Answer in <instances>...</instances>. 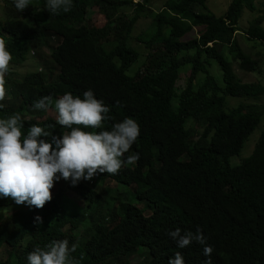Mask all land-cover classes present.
Returning <instances> with one entry per match:
<instances>
[{"label": "trees", "instance_id": "trees-1", "mask_svg": "<svg viewBox=\"0 0 264 264\" xmlns=\"http://www.w3.org/2000/svg\"><path fill=\"white\" fill-rule=\"evenodd\" d=\"M3 1L14 12L0 20L10 63L27 62L28 54L36 67L5 84L8 98L0 101V118L21 117V139L33 125L40 126L51 134L38 139L55 148L53 138L70 129L56 118L23 114L42 115L44 110L33 105L44 96L55 100L71 93L83 99L86 90L110 109V119L102 129L83 130L110 131L132 118L140 133L122 157L126 161L138 153L134 164L125 163L115 175L98 172L91 184L62 179L80 204L70 203L58 186L42 208L26 205L8 213L4 208L16 202L0 196V264H28L30 252L59 240L75 247L70 251L75 264H131L128 256L135 251L140 253L133 264H167L176 243L167 233L176 228L182 234L199 229L213 248L212 264H264V128L250 154L229 164L261 120L264 104L223 108L226 96L257 100L264 94V85L241 82L232 69L233 61L243 71L258 69L234 38L242 10H252L253 0H230L220 15L206 0H165L152 15V31L136 38L146 50L139 65L138 50L128 40L146 0H93L102 6L134 5L126 22L117 18L112 26L99 27L84 23L91 0H72L71 10L59 14L47 10V0H30L23 11L14 0ZM260 21L244 34L264 45ZM39 44L47 47L45 56L32 54L30 48ZM210 61L220 70V83L209 71ZM183 66L187 75L175 92ZM198 74L202 78L195 83ZM82 221L93 229L77 245L75 231ZM182 251L184 264L209 259L195 241Z\"/></svg>", "mask_w": 264, "mask_h": 264}, {"label": "clouds", "instance_id": "clouds-1", "mask_svg": "<svg viewBox=\"0 0 264 264\" xmlns=\"http://www.w3.org/2000/svg\"><path fill=\"white\" fill-rule=\"evenodd\" d=\"M29 3L30 0H14L18 11L26 9ZM46 8L53 14L67 13L72 8V0H47ZM11 60L12 54L0 37V101L7 94L5 76ZM52 104V97L44 96L33 107L46 109ZM54 108L56 122L70 129L61 138H53L55 148L52 143L38 139L42 135L49 136V130L33 125L21 139V117L0 118V196L9 197L17 204L42 208L51 200L50 190L57 179L70 180L75 185L81 180H91L98 172L115 175L125 163L131 165L138 161V153L128 156L126 161L122 159L140 133L134 119L125 118L110 131L83 130L102 129L104 122L110 119L107 115L110 109L95 98L91 90L84 91L83 99L65 93L55 100ZM36 220L42 222L40 217ZM167 234L176 242L167 252V264H184L182 249L193 241L203 245V255L209 257L205 264H212L213 248L206 244V237L199 229L195 234H182L181 229L176 228ZM70 251H75V247L69 249L67 240L54 241L47 250L38 248L30 252L27 261L28 264H75Z\"/></svg>", "mask_w": 264, "mask_h": 264}, {"label": "rangeland", "instance_id": "rangeland-1", "mask_svg": "<svg viewBox=\"0 0 264 264\" xmlns=\"http://www.w3.org/2000/svg\"><path fill=\"white\" fill-rule=\"evenodd\" d=\"M137 1V0H132ZM142 1V0H139ZM165 0H146L143 2L145 4L146 10L140 13V16L137 18L135 24L133 25L131 31H130V38L128 40L129 44L133 46L136 50H138L139 53V59L136 63V65H139L141 61L144 60L146 50L143 48L142 43H139L136 38L138 36H145L146 34L150 33L152 31L151 26V18L152 15L159 10L162 9L163 3ZM230 0H206V6L207 8L214 13L215 15L222 14L226 6ZM253 9H247L243 8L240 17L237 20L236 26L239 29L237 33H235V41L237 42L240 49L244 52L249 54L252 58H254L257 62V70L255 71H243L238 68L237 62H232V69L236 77L241 82H258L262 85H264V45L260 43L259 41L255 39H251L250 37H247L244 34V30L247 26L252 25L255 23V20L260 21V27L264 29V0H253L252 1ZM13 7L10 3L4 2L3 0H0V20L4 19V17L8 15H12L13 13L10 12V8ZM134 5L131 3L123 4V5H117V6H108V5H97L91 0L90 4L86 8L84 23L87 27H99L104 25L106 22L110 26L116 23L117 18L119 20L126 22L133 14H134ZM107 18H111V21H109ZM161 36L157 38V40L160 39ZM32 54L36 56L37 54L40 55L41 53L45 56L47 54V47L44 45H37L32 46L31 48ZM229 56V54L227 53ZM25 61L21 64H15L10 63L9 71L5 76L6 84L9 85L11 81L18 79L23 73L26 72V70H33L34 65L32 63L31 57L27 54ZM211 65L209 67L210 73L217 79V81L220 83V70H218L216 64L213 61H210ZM135 65V66H136ZM135 66L133 68H135ZM187 67L183 66L179 69L178 78L175 82V92H179V90L182 88L184 79L187 75ZM37 70H39L37 68ZM40 72H42L40 70ZM56 70L52 73L51 79H54ZM202 78V74H198L195 78V83H198ZM5 98H8V94H6ZM56 100V99H55ZM51 106H49L46 109H43L44 112L42 115H26L23 114L24 118H35L42 119L44 117H50L55 119L57 116V113L54 109V102ZM239 102H255L258 104H264V94L260 95L257 100L253 99H245L244 97H232V96H226L224 98L223 108L224 110H228L232 107H235ZM190 128L192 131H198L200 130L199 126L190 125ZM264 128V114L259 121V123L256 125V127L253 129V131L249 134L247 139L244 141L241 150L238 154L233 155L229 158V164L231 166L239 164V162L246 156H248L252 150V147L254 143L256 142L259 133ZM83 180L84 182H87L88 184H91L92 180ZM58 186H62V194L66 198L69 199L70 203L71 201L80 204V201L77 200L76 194L71 191L68 187H66L62 181V178L57 179L54 182V186L52 187L51 196L55 192V190L58 188ZM124 192V191H123ZM27 204H17L14 203L13 205H9L4 208L5 212L8 213L12 212L15 207L21 208L25 207ZM70 210L73 208L68 207ZM93 228L90 227V223L88 221H82L79 225V228L75 231V243L78 245L80 244V241L83 240L88 236V234L91 232ZM139 251H135L133 254H130L128 256V259H130V263H135L136 260H138L137 254H139Z\"/></svg>", "mask_w": 264, "mask_h": 264}]
</instances>
